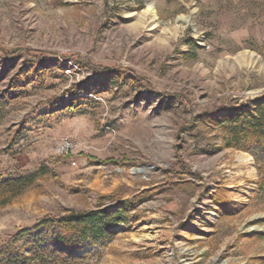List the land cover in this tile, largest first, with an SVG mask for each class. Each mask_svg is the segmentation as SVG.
<instances>
[{"label": "rangeland", "instance_id": "1", "mask_svg": "<svg viewBox=\"0 0 264 264\" xmlns=\"http://www.w3.org/2000/svg\"><path fill=\"white\" fill-rule=\"evenodd\" d=\"M259 101L264 0H0V249L124 207L84 264H264Z\"/></svg>", "mask_w": 264, "mask_h": 264}, {"label": "trees", "instance_id": "2", "mask_svg": "<svg viewBox=\"0 0 264 264\" xmlns=\"http://www.w3.org/2000/svg\"><path fill=\"white\" fill-rule=\"evenodd\" d=\"M95 69L105 72L106 67ZM245 114L256 122L240 124L236 137L243 139L244 148L250 142L264 144V131L258 123L259 118L264 117V102H256L255 110L246 107L240 111V115ZM230 139H234V133H231ZM261 168H264V164L259 167L260 173ZM29 181L30 178L22 176L4 183L7 188L17 189L14 196L28 186ZM260 189L264 194V178ZM127 203L125 201L123 204ZM128 220L124 207L114 212L101 208L58 217L43 216L31 228L17 229L11 241L0 249V264H84L91 253L82 250L108 239L112 236L111 228L120 223L127 224ZM15 242L22 243L15 246Z\"/></svg>", "mask_w": 264, "mask_h": 264}, {"label": "built area", "instance_id": "3", "mask_svg": "<svg viewBox=\"0 0 264 264\" xmlns=\"http://www.w3.org/2000/svg\"><path fill=\"white\" fill-rule=\"evenodd\" d=\"M72 147L70 141L64 140L63 143L61 144V149L62 151L67 152L70 148Z\"/></svg>", "mask_w": 264, "mask_h": 264}]
</instances>
